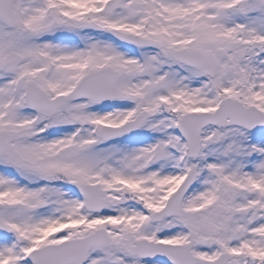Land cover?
<instances>
[{
  "label": "snow or ice",
  "instance_id": "1",
  "mask_svg": "<svg viewBox=\"0 0 264 264\" xmlns=\"http://www.w3.org/2000/svg\"><path fill=\"white\" fill-rule=\"evenodd\" d=\"M0 264H264V0H0Z\"/></svg>",
  "mask_w": 264,
  "mask_h": 264
}]
</instances>
